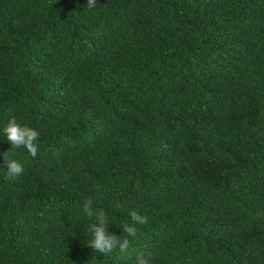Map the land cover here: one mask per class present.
I'll list each match as a JSON object with an SVG mask.
<instances>
[{
    "label": "trees",
    "instance_id": "1",
    "mask_svg": "<svg viewBox=\"0 0 264 264\" xmlns=\"http://www.w3.org/2000/svg\"><path fill=\"white\" fill-rule=\"evenodd\" d=\"M96 4L0 0V264H264V0Z\"/></svg>",
    "mask_w": 264,
    "mask_h": 264
},
{
    "label": "clouds",
    "instance_id": "2",
    "mask_svg": "<svg viewBox=\"0 0 264 264\" xmlns=\"http://www.w3.org/2000/svg\"><path fill=\"white\" fill-rule=\"evenodd\" d=\"M96 5V0H87V7L89 9L96 7ZM3 131L11 144V148L2 154L7 165V173L9 177L18 178L23 173L24 168L21 163L11 158V150L13 148L24 147L31 156L35 158L38 153L36 141L38 140L39 132L32 127L18 123L15 117L9 119ZM83 211L89 218L95 215L96 221L88 225V230L92 234V239L87 245L88 247H91L97 253L103 254L111 253L117 247L121 253H126L128 251L129 240L127 238L121 239L120 236L108 231L106 226L109 221L106 213L100 211L98 214H94L91 198L85 200ZM130 216L133 221L147 223V218L139 215L135 211L131 212ZM122 229L128 236L134 237L136 235V228L132 225L125 223L122 225ZM150 255L151 254H148V257H150ZM148 257H145V254L142 252L137 254L135 264H150V259Z\"/></svg>",
    "mask_w": 264,
    "mask_h": 264
}]
</instances>
